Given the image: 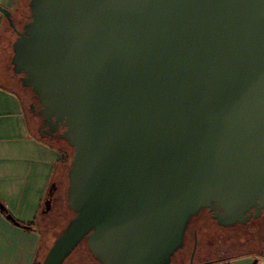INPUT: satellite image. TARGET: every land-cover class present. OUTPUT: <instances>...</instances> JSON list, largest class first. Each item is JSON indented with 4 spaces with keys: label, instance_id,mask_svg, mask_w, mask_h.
<instances>
[{
    "label": "water",
    "instance_id": "95a60500",
    "mask_svg": "<svg viewBox=\"0 0 264 264\" xmlns=\"http://www.w3.org/2000/svg\"><path fill=\"white\" fill-rule=\"evenodd\" d=\"M0 12V83L36 116L33 93L72 149L51 209L69 221L40 264L83 238L102 264H166L200 209L221 225L260 215L264 0H17Z\"/></svg>",
    "mask_w": 264,
    "mask_h": 264
},
{
    "label": "crops",
    "instance_id": "0c3cea01",
    "mask_svg": "<svg viewBox=\"0 0 264 264\" xmlns=\"http://www.w3.org/2000/svg\"><path fill=\"white\" fill-rule=\"evenodd\" d=\"M16 1L0 0V6L12 12ZM5 25L0 12V33ZM54 140L32 131L21 95L0 83V264H40L39 215L68 161ZM249 260L245 254L230 263Z\"/></svg>",
    "mask_w": 264,
    "mask_h": 264
},
{
    "label": "flooded vegetation",
    "instance_id": "af4514ba",
    "mask_svg": "<svg viewBox=\"0 0 264 264\" xmlns=\"http://www.w3.org/2000/svg\"><path fill=\"white\" fill-rule=\"evenodd\" d=\"M31 101L35 105H30L33 113L38 116L37 130L40 135H45L55 140L59 138L60 128H54L51 121H46L38 114L39 105L30 94ZM220 213V210L216 208ZM215 209L202 208L192 215L183 231L182 243L170 255L166 264H230L237 256L248 255L250 259L264 257V246L257 239L258 229H262L264 235V208L260 215L254 217L256 208L252 207L244 215L250 214L249 219L244 222L221 225L214 217ZM237 230L238 232H232ZM243 230L245 238L240 239L239 235ZM203 232L207 233L205 236ZM80 244H84L88 251L90 260L85 253H79L75 260H71L73 252ZM238 250V252H236ZM251 260V262H252ZM250 262V263H251ZM102 264L89 251L86 240L83 238L64 258L61 264ZM256 264V263H255Z\"/></svg>",
    "mask_w": 264,
    "mask_h": 264
},
{
    "label": "rangeland",
    "instance_id": "374dc122",
    "mask_svg": "<svg viewBox=\"0 0 264 264\" xmlns=\"http://www.w3.org/2000/svg\"><path fill=\"white\" fill-rule=\"evenodd\" d=\"M12 11L11 13H13ZM23 99V98H22ZM25 115L27 117V123L29 127L32 129L34 133H38L37 131V125H38V116H33L30 112L27 104L23 100ZM37 131V132H36ZM57 146H60L66 151V154L69 153V148L67 145L64 144L61 140H54ZM67 165V164H66ZM66 168V166H65ZM65 168L62 170V172L57 173L53 179V184L55 185V190L50 193V195L47 197L46 202L44 204V207L41 211V214L39 215V232L41 235V245H40V256L39 260H42L44 257L46 251L51 246L52 242L56 238L57 234L65 227L66 223L69 221L66 214H58L53 212L52 206L55 202L56 194L59 190V178ZM232 232H238L237 230H233ZM203 234L206 236L207 233L203 232ZM241 235H239L240 239L243 240L245 238L243 230L240 232ZM257 239L260 243H262V246H264V235L262 234V229H258ZM238 252V250L236 251ZM73 256L71 257V260H75V258L78 256L79 253H85L87 256L86 258L90 260V257L87 255L85 251L84 244H80L78 248L73 252ZM252 259L249 260L247 264H250ZM41 262V261H39ZM39 264V263H38ZM84 264V263H82Z\"/></svg>",
    "mask_w": 264,
    "mask_h": 264
},
{
    "label": "trees",
    "instance_id": "16d2710c",
    "mask_svg": "<svg viewBox=\"0 0 264 264\" xmlns=\"http://www.w3.org/2000/svg\"><path fill=\"white\" fill-rule=\"evenodd\" d=\"M29 10V9H28ZM28 14H29V11H28ZM28 14H27V16H28ZM62 142H64V143H66V145L70 148V150H71V152H72V149H71V147L68 145V143L66 142V141H64V140H61ZM71 152H70V156H71ZM69 160H70V157H69ZM66 195V194H65ZM65 200H66V198H65ZM67 205V204H66ZM72 214V213H71ZM231 264V263H230Z\"/></svg>",
    "mask_w": 264,
    "mask_h": 264
}]
</instances>
